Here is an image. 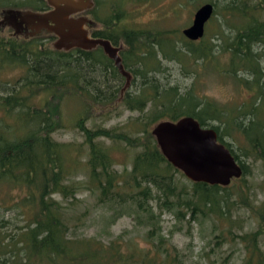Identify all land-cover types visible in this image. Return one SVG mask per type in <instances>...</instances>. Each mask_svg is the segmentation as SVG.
<instances>
[{
    "label": "trees",
    "instance_id": "obj_1",
    "mask_svg": "<svg viewBox=\"0 0 264 264\" xmlns=\"http://www.w3.org/2000/svg\"><path fill=\"white\" fill-rule=\"evenodd\" d=\"M152 1L93 0L94 5L88 10L89 17L100 25L92 30V37L108 40L114 47L121 48L122 64L132 79L127 88V78L101 47L65 51L56 49L41 36L20 38L10 33L0 37V73L8 69L22 71L9 91L0 94V187L22 192L24 196L18 197L15 208L27 209L32 217V224L18 239L23 246L21 250L17 249L16 238L6 246L0 243L1 254L7 255L4 251H10L11 264H131L134 260L125 255L120 245L100 243L83 250L70 245L74 240L68 237L67 211L53 196L75 197L79 187L68 185L66 181L79 162L74 159L70 146L55 142L52 137L63 127L62 105L68 96L77 97L83 105L69 121L75 122L85 137L88 185L93 192H99L102 204L136 203L140 210L147 212L142 200L153 199L156 191L162 193L165 203L174 199L170 200L172 210L182 207L193 217L226 218L230 185L193 182L190 194L179 190L176 175L181 171L168 162L152 135V128L162 121L189 116L202 127L216 130L218 140L241 165L242 177L248 168L228 139L240 135L248 145L245 155L264 162V68L261 65L264 61V22L261 20L264 0H257L256 5L250 4L252 0H230L224 15L230 19L225 22L232 36L220 31L221 44L216 47L205 43L204 39L190 41L184 35L183 47H177L170 36L174 32L134 27L127 6ZM4 2L12 4L5 11L36 13L51 7L47 0ZM217 14L219 9L214 11V15ZM217 51L229 56V72L228 68L226 72L252 93L251 100L237 109H229L201 95L195 82L197 72L189 68L199 60L213 63ZM164 60L179 62L182 72L195 81L187 88L178 83H164L159 77L168 71ZM217 66L212 69L217 70ZM110 79L117 82L116 86L105 84ZM89 103L99 107L118 103L140 113L141 123L136 131L131 128L90 130L85 126L89 118L85 107ZM106 140L138 150L131 171L125 174L126 179L115 170L114 149L106 145ZM124 188L128 190L122 191ZM259 237L260 233H256L250 239V256L245 264H254L253 258L261 253ZM260 255L257 264H264ZM1 259L0 264H6Z\"/></svg>",
    "mask_w": 264,
    "mask_h": 264
},
{
    "label": "rangeland",
    "instance_id": "obj_2",
    "mask_svg": "<svg viewBox=\"0 0 264 264\" xmlns=\"http://www.w3.org/2000/svg\"><path fill=\"white\" fill-rule=\"evenodd\" d=\"M228 2L230 0H153L152 3L129 4L127 11L134 20L131 22L134 27L174 32L170 36L174 38L177 47H183L181 42L183 30L192 25L198 8L206 3L213 4L215 10L219 9V14L213 15L207 23L206 33L202 39L205 43H213L216 47L221 44L220 31L224 30L227 36H232L225 22L230 19L224 15ZM250 4L256 5L258 1L252 0ZM11 5L0 0V37H6L18 31V28L10 21L13 15L5 11L11 8ZM261 13V20L264 22V12L261 11ZM82 14L81 12L74 16L76 19H82L84 18ZM87 18H84L85 25H87L86 31L90 32L100 27L91 17ZM231 19L235 23V19ZM229 24H232L231 21ZM175 33H177L176 36ZM37 34L46 38L51 45L58 41L52 29L45 28ZM215 58L213 63L199 60L189 67L192 71L196 70L197 81L190 75L184 74L181 64L176 60H164V68L168 71L160 74L159 77L164 83L170 82V85L178 83L183 88L189 87L195 81L201 95L229 109H237L239 105L249 102L252 93L247 91L239 81L235 82L227 73L229 72L227 65L229 56L221 55V52L217 51ZM214 63L218 64L217 70H213ZM261 65L264 68V61ZM21 75V70L8 69L1 72L0 94L7 93ZM116 83L112 79L105 81L109 87L116 86ZM80 106L83 105L77 97L73 95L66 97L62 105L63 127L52 134L55 142L70 146L74 159L79 162L78 166L70 171L66 181L68 185L74 184L75 187H79L75 197L70 196L65 199L60 195L53 196L67 211L70 222L68 237L74 240L70 245L80 250L86 246H99L100 243L106 246L120 245L121 250L126 252L125 255L134 259L131 264H146V262L155 264H245L250 256L248 252L252 245L250 239L254 234L260 233L258 245L261 253L256 254L253 263L257 264L260 261L259 255H264V162L245 155L248 145L240 135L231 137L228 142L235 148L240 161L247 166L248 172L244 177L233 180L228 187L229 204L228 209H225L226 218L193 217L190 211L182 207L172 210L170 200L174 199L171 198L165 203V197L156 191L153 199L142 200L147 211L143 212L136 203L102 204L99 200V192H93L88 185L90 184L87 167L88 146L85 143L83 132L77 128L75 122L71 124L69 121L73 120L71 117L79 111ZM85 108L89 116L85 121V126L90 130L115 128L121 131L131 128L136 131L142 119L140 113L129 111L118 103L111 107L92 106L89 103ZM105 143L114 149L115 170L126 179L128 175L125 174L131 171L138 150L130 149L123 143L115 144L110 140H106ZM176 180L179 190L191 193L193 182L182 172L176 175ZM125 190L128 188L122 191ZM19 196L23 197L24 194L12 187H0V243L6 246L12 238H16L17 249L21 250L23 246L19 244L18 239L32 224V217L26 212L27 209L15 208V201ZM221 204L223 205L222 202ZM4 252H7V255L0 253L1 260L6 264H11L8 260L11 258L10 251L5 250ZM260 258L264 256L260 255ZM42 264L49 263L43 262Z\"/></svg>",
    "mask_w": 264,
    "mask_h": 264
},
{
    "label": "water",
    "instance_id": "obj_3",
    "mask_svg": "<svg viewBox=\"0 0 264 264\" xmlns=\"http://www.w3.org/2000/svg\"><path fill=\"white\" fill-rule=\"evenodd\" d=\"M54 9L46 14L34 12L8 11L7 14L20 16L23 23L33 25L38 31L47 27L58 37L54 47L68 51L73 48L92 50L104 49L106 55L115 62L118 70L127 78L120 57L121 48L114 47L105 39H95L84 30V22L71 18L72 15L90 10L93 0H47ZM213 4L206 3L198 8L192 25L183 30L190 41L201 40L206 33V25L214 15ZM152 135L162 154L176 169L194 183H206L228 187L233 180L240 179L244 172L234 155L218 140L216 130L202 127L193 117H183L177 121H162L152 128Z\"/></svg>",
    "mask_w": 264,
    "mask_h": 264
},
{
    "label": "flooded vegetation",
    "instance_id": "obj_4",
    "mask_svg": "<svg viewBox=\"0 0 264 264\" xmlns=\"http://www.w3.org/2000/svg\"><path fill=\"white\" fill-rule=\"evenodd\" d=\"M54 8L53 7H50V9H47L46 11H38L37 10V12L36 13H40V14H46V13H48V12H50L51 10H53ZM81 13V12H80ZM83 14V16H84V18H86V19H88L87 17H89V14H88V10L87 11H83L82 12ZM78 14V13H77ZM75 15V14H74ZM74 15H72L71 16V18H73V19H75V20H78V19H76L75 18V16ZM21 17L20 16H18V15H16V17L15 18H11V22L18 28V31H17V33L15 32H13V34L15 35V36H17V37H20V38H31V37H36V36H39V34H37V35H35V36H32V34L33 33H36L37 31H36V29L33 27V25H27L26 23H23L22 22V19H20ZM84 18H82V19H79V20H82L83 22H84V30H86V26L87 25H85L86 24V21H85V19ZM46 29H49V28H47V27H45ZM45 28H43V29H45ZM42 30V29H41ZM40 30V31H41ZM91 31L92 30H90V37H92V34H91ZM39 32V31H38Z\"/></svg>",
    "mask_w": 264,
    "mask_h": 264
},
{
    "label": "bare ground",
    "instance_id": "obj_5",
    "mask_svg": "<svg viewBox=\"0 0 264 264\" xmlns=\"http://www.w3.org/2000/svg\"><path fill=\"white\" fill-rule=\"evenodd\" d=\"M131 81H132V79L130 80V84H131ZM241 166V165H240Z\"/></svg>",
    "mask_w": 264,
    "mask_h": 264
}]
</instances>
